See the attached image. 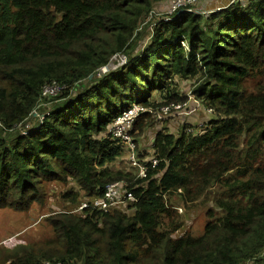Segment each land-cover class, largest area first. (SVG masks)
I'll list each match as a JSON object with an SVG mask.
<instances>
[{
    "label": "trees",
    "instance_id": "trees-1",
    "mask_svg": "<svg viewBox=\"0 0 264 264\" xmlns=\"http://www.w3.org/2000/svg\"><path fill=\"white\" fill-rule=\"evenodd\" d=\"M159 4L167 12L170 0H0V208L27 211L46 183L69 180L71 207L118 182L133 195L106 212L48 218L50 249L8 264H264V0L143 32ZM119 55L128 64L98 76ZM179 82L192 84L204 119L198 106L161 114L188 101ZM133 105L143 109L131 135L144 178L110 167L128 146L109 128ZM36 113L45 118L27 130ZM194 114L177 135L161 128ZM153 130L141 151L138 137ZM208 199L214 209L193 237L175 207Z\"/></svg>",
    "mask_w": 264,
    "mask_h": 264
},
{
    "label": "rangeland",
    "instance_id": "rangeland-1",
    "mask_svg": "<svg viewBox=\"0 0 264 264\" xmlns=\"http://www.w3.org/2000/svg\"><path fill=\"white\" fill-rule=\"evenodd\" d=\"M217 3L218 0H203L198 6V10L200 12L215 10L216 7H218ZM162 4L157 5V9H154V13L151 15L148 22L143 25V32H150L151 29L149 28L150 30H146V28L149 26H155L160 19L166 16V11L163 12L164 8L161 6ZM148 38L149 37L146 34L139 40L133 51V55H136L143 50V48L149 43ZM112 61L113 62L110 66L105 69V71H107L106 74L119 69V66L117 65L120 58H115ZM248 86H250V83ZM178 88L184 95H186V97H188V101L181 110L188 106V112L191 114L193 110L195 111L194 107L197 109L199 107L198 113L200 114V118L204 119L206 117L204 109L202 107L201 109L199 104H194L195 100L191 96L192 84L179 82ZM196 114L184 124L183 121L180 120V117L174 119L169 118L168 124L161 126V128H165L166 131L168 130L177 135L184 125H189L190 123L195 122V119L198 118L195 116ZM34 117L33 120H30L27 123L29 126H32L34 122L37 123L38 120H41L38 116ZM202 124L203 122H200V125ZM23 128H25V126H23ZM3 131L4 129L0 125V133ZM155 133L156 130H153L148 135L138 137V145L141 151L149 148L151 137ZM133 141L137 150L138 146L136 145L134 137ZM110 167L113 170L128 172L130 158H126V155H124L123 158ZM71 189L76 190L75 184L71 180H69L66 185L58 182L46 183V195L40 204L34 202L31 207L24 212H17L10 208H0V264H8L10 260H13V257L16 254H32L39 256L41 252L50 249L48 246L54 240L55 234L51 225L47 222L48 218L55 216L62 211L64 212L73 208L68 206L69 202H64L62 200L64 193L69 192ZM76 191L78 192V190ZM177 208H182L184 210V215H182L183 217L179 220L185 222L183 229L187 230L189 235L198 237L203 233L204 224L207 221V212L214 209V206L210 199H208L206 202H200L197 207L189 206V209H187V207L181 202L175 207V209Z\"/></svg>",
    "mask_w": 264,
    "mask_h": 264
},
{
    "label": "built area",
    "instance_id": "built-area-1",
    "mask_svg": "<svg viewBox=\"0 0 264 264\" xmlns=\"http://www.w3.org/2000/svg\"><path fill=\"white\" fill-rule=\"evenodd\" d=\"M203 0H170V5L168 11L166 12V18L164 20L169 22L173 20V17L178 15L179 13L188 12L192 14H199V15H207L212 14L215 12H221L237 3L245 2L247 3L249 0H218V7L215 10L211 11H199L198 6ZM220 2L223 4L220 5ZM120 58L118 62L119 68L124 67L128 64L129 58L124 55H119L114 57ZM111 60L110 64L113 62ZM104 67L100 69L98 76L106 75L105 69L110 66ZM103 73V74H102ZM109 73V72H108ZM47 93L52 92L53 94L57 95L59 93L57 88H47L45 90ZM185 106V104H184ZM184 106L182 105H171L168 107H164L161 110V114L163 116H167L174 111L181 110ZM142 108L139 105H133L130 109L126 110L125 112L120 115L115 122L110 126L109 133H111L115 138L123 141L128 146V157L130 158V165L134 171L137 172L138 176L141 178L146 177L148 172L147 164H144L140 161L139 153L136 150L135 143L133 141V136L131 135L133 132V124L134 121L139 117L142 113ZM40 115V116H39ZM35 114L34 116H38L41 118V121L45 118V115L42 114ZM32 126L29 124L26 125V129L29 130ZM150 163L153 166L158 164L157 159H151ZM126 185L123 183H113L107 186L106 190L101 196H93L91 199L84 200L79 205L73 207L71 210H67V213L75 214V215H82L85 211L94 210V211H108L114 207H122L127 202L133 200V195L130 191H125ZM180 212H182L180 210Z\"/></svg>",
    "mask_w": 264,
    "mask_h": 264
},
{
    "label": "crops",
    "instance_id": "crops-1",
    "mask_svg": "<svg viewBox=\"0 0 264 264\" xmlns=\"http://www.w3.org/2000/svg\"><path fill=\"white\" fill-rule=\"evenodd\" d=\"M223 3L222 2H220V5H222Z\"/></svg>",
    "mask_w": 264,
    "mask_h": 264
},
{
    "label": "bare ground",
    "instance_id": "bare-ground-1",
    "mask_svg": "<svg viewBox=\"0 0 264 264\" xmlns=\"http://www.w3.org/2000/svg\"><path fill=\"white\" fill-rule=\"evenodd\" d=\"M120 69V68H119ZM140 118V117H139Z\"/></svg>",
    "mask_w": 264,
    "mask_h": 264
},
{
    "label": "water",
    "instance_id": "water-1",
    "mask_svg": "<svg viewBox=\"0 0 264 264\" xmlns=\"http://www.w3.org/2000/svg\"><path fill=\"white\" fill-rule=\"evenodd\" d=\"M90 78H92V77H90Z\"/></svg>",
    "mask_w": 264,
    "mask_h": 264
}]
</instances>
